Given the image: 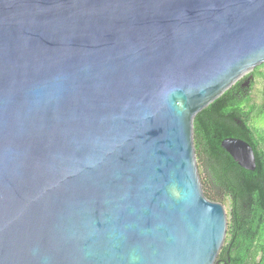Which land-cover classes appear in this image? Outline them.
<instances>
[{"label":"water","instance_id":"water-1","mask_svg":"<svg viewBox=\"0 0 264 264\" xmlns=\"http://www.w3.org/2000/svg\"><path fill=\"white\" fill-rule=\"evenodd\" d=\"M262 76L264 0H0V264H216L193 119Z\"/></svg>","mask_w":264,"mask_h":264},{"label":"trees","instance_id":"trees-1","mask_svg":"<svg viewBox=\"0 0 264 264\" xmlns=\"http://www.w3.org/2000/svg\"><path fill=\"white\" fill-rule=\"evenodd\" d=\"M257 71L251 72L253 78ZM227 137L252 146L253 171L239 167L220 147ZM193 144L203 195L213 202L226 198L230 207L226 240L215 263L264 264V83L258 103L238 81L198 112Z\"/></svg>","mask_w":264,"mask_h":264},{"label":"rangeland","instance_id":"rangeland-1","mask_svg":"<svg viewBox=\"0 0 264 264\" xmlns=\"http://www.w3.org/2000/svg\"><path fill=\"white\" fill-rule=\"evenodd\" d=\"M263 78H264V76H262L261 78H259L256 81H254V83L252 84L251 90H250V93L253 95V97L255 98V101L257 103L260 101V97H261V91H262V87H263V83H264ZM196 165H197L200 181H202L203 180V173H202V170H201V167H200V163H199L197 158H196ZM220 203L223 206V209H224V212H225V216H226V220L228 222L229 218H230L229 202H228V200L226 198H224L223 200L220 201ZM225 240H226V235H225V238H224L223 245L225 243Z\"/></svg>","mask_w":264,"mask_h":264},{"label":"flooded vegetation","instance_id":"flooded-vegetation-1","mask_svg":"<svg viewBox=\"0 0 264 264\" xmlns=\"http://www.w3.org/2000/svg\"><path fill=\"white\" fill-rule=\"evenodd\" d=\"M247 90V92H250V90H251V83H250V86H249V88L248 89H246Z\"/></svg>","mask_w":264,"mask_h":264}]
</instances>
